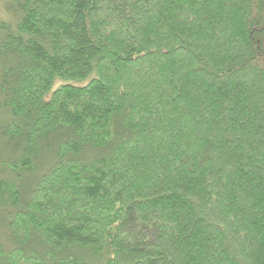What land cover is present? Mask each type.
<instances>
[{"label": "trees", "instance_id": "1", "mask_svg": "<svg viewBox=\"0 0 264 264\" xmlns=\"http://www.w3.org/2000/svg\"><path fill=\"white\" fill-rule=\"evenodd\" d=\"M7 6L0 264H264V0Z\"/></svg>", "mask_w": 264, "mask_h": 264}, {"label": "rangeland", "instance_id": "2", "mask_svg": "<svg viewBox=\"0 0 264 264\" xmlns=\"http://www.w3.org/2000/svg\"><path fill=\"white\" fill-rule=\"evenodd\" d=\"M8 6H7V0H0V19H6L7 13H8ZM66 84H72L76 85V83H66ZM58 85H56L52 92H54L57 89ZM51 98V95L47 97V101H49Z\"/></svg>", "mask_w": 264, "mask_h": 264}, {"label": "bare ground", "instance_id": "3", "mask_svg": "<svg viewBox=\"0 0 264 264\" xmlns=\"http://www.w3.org/2000/svg\"><path fill=\"white\" fill-rule=\"evenodd\" d=\"M9 15V14H8Z\"/></svg>", "mask_w": 264, "mask_h": 264}]
</instances>
